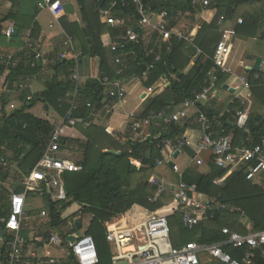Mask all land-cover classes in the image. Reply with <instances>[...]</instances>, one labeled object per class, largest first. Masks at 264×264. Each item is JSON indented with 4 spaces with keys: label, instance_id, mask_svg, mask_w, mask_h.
I'll use <instances>...</instances> for the list:
<instances>
[{
    "label": "trees",
    "instance_id": "1",
    "mask_svg": "<svg viewBox=\"0 0 264 264\" xmlns=\"http://www.w3.org/2000/svg\"><path fill=\"white\" fill-rule=\"evenodd\" d=\"M13 5H18L21 0H10ZM147 9L151 12L168 14L169 29H177L179 19L186 15H195L196 7L193 0H144ZM114 3V5H113ZM82 14V25L78 23L66 24V33L74 40V50L80 51L82 56H90L100 59L101 77H109L114 80L117 77L119 67L115 65L116 56H122L125 68L120 79L136 78L141 81L146 89L152 88L163 76L169 79L170 87L156 98L143 118L151 113L173 112L185 109L189 101H194L199 93L210 84L209 72H220L213 61L215 50L221 40L220 19L223 15L228 20L242 19L243 24L237 25V34L251 28L253 18H248L242 13L244 7L259 5L260 12L264 16V0H213L212 8H218V14L212 23L203 22L201 30L191 44L186 40L172 37L171 40L161 39L157 32L153 33L149 44L144 40L142 29H136L139 16L136 14L134 0H104L101 4L93 1L88 5L86 0H79ZM111 9L117 19H126L121 25H108L100 20L99 9ZM27 18V17H26ZM19 17L17 12L11 11L0 20V39H5L4 29L12 25L15 34L11 38L14 42L23 38V33L35 26L34 17L26 20ZM253 19V20H251ZM129 30L139 34V39L127 46L123 53H113L111 43L116 38L124 37ZM250 35L255 36V30ZM188 34L189 32H185ZM7 39V38H6ZM170 49V51H169ZM17 69L8 70L7 85L12 89L16 80L38 73L39 69L33 70L28 61L32 58L31 51ZM80 57V59L82 58ZM160 61H156L157 58ZM196 62L193 67L186 71L193 59ZM79 65V60L68 58L59 61L55 67L54 77L46 85V90L34 100H28L27 95L22 96L25 104L12 115L4 119L0 127V154L6 156L10 151L13 157L8 160V167L17 164L15 174L11 175L9 169L0 168V230H6V224L1 220L10 214L11 193L4 186L5 182L15 180V193L25 192L22 183L29 177L32 170L45 154L49 141L55 133V126L48 120L36 117L30 112L37 103L44 104L48 109H54L59 116L67 114L70 103L66 95L74 91L76 83L71 79L72 71ZM5 71V66L0 65V75ZM260 78H250L253 94L264 104V74ZM64 75V79H60ZM226 75L219 76L218 85L225 83ZM78 109L72 115L77 120L76 128L86 137L84 157L80 162L83 170L80 173H65L62 177L63 185L67 194L66 200L52 202L48 199V220L46 224H37L38 237L43 239L38 246L43 247L51 238V234L44 229H58L63 231L77 217L90 215L91 223L86 232L93 237L98 249L100 264H112L105 260L103 245L109 243L106 239V224L120 216H126L129 224L134 226L142 222L152 213L168 219L171 229L172 246L182 248L191 243L202 246L224 243L226 237L222 234L224 228L245 234L246 229L240 224L242 214L237 211L220 210L215 218L209 222L187 230L182 223V212L178 209L171 193H165L155 203L149 202L155 197L156 188L150 187L149 183L155 174L166 178L178 185L181 182L179 175L169 166H158V162L171 157L173 151L163 144L166 139H176L183 136L187 128L198 127L197 121L188 120L170 125L162 124L158 130L153 129L152 136L161 133L158 139L150 138L142 141L130 135L127 142L122 145L106 133L105 128L88 123L93 121L92 114L95 106L104 102V87L98 82H87L78 90ZM4 106L7 102L4 101ZM236 103V102H235ZM88 104L91 107H88ZM235 104L229 106L228 112L222 116L215 110V103L199 105L204 115L212 123L218 136H231L235 146H254L264 136V118L258 114H252L247 122L242 123L235 117ZM240 110L242 107L239 108ZM158 133V134H157ZM68 140H62L63 148ZM108 150L121 152L116 156L106 153ZM191 157L196 154L189 148L183 149ZM25 157L21 160V156ZM208 172L197 181V189L201 194L210 198H217L224 205L238 208L254 224L257 231L264 230V188L255 185L246 179L245 171L235 172L218 185V181L226 177L227 170L218 168L211 160L208 162ZM45 183V182H44ZM34 192H28V199L34 197ZM21 235L29 240V230L23 227ZM62 237L64 234L61 232ZM224 251L234 259L244 263L245 249H235L225 245ZM264 251V250H263ZM4 259L7 257L3 250ZM253 262L264 264L262 251L253 252Z\"/></svg>",
    "mask_w": 264,
    "mask_h": 264
},
{
    "label": "built area",
    "instance_id": "2",
    "mask_svg": "<svg viewBox=\"0 0 264 264\" xmlns=\"http://www.w3.org/2000/svg\"><path fill=\"white\" fill-rule=\"evenodd\" d=\"M101 4L104 0H95ZM238 1V0H234ZM136 5V14L139 16L138 27L145 31L147 28H152L153 32H157L161 39L171 40L172 37L191 41L188 36L177 30H171L168 27V14L151 12L147 9L144 0H134ZM213 0H193V6H201L203 10L215 9L212 8ZM41 8L48 10L58 17L63 11L61 0H40ZM100 16L106 20L108 25H115L117 20L113 16L112 10L100 9ZM154 18H158L157 23H152ZM227 17L223 15L220 19V25L227 24ZM243 24V20L239 21ZM15 28L9 27L5 32L7 39H11L15 34ZM234 33V32H233ZM230 35L225 32L221 42L218 44L213 61L215 67L222 73L228 72L226 69L227 57L231 52ZM139 39V34L134 30H129L124 37L116 38L111 43V51L113 53H123L127 50V46ZM72 48V41L68 43ZM27 50L31 51V59L28 65L31 69H44L55 67L59 61H64L68 58L77 59L69 51L64 52L58 58H50L40 50H36L34 44L29 40L26 46ZM170 51V49H169ZM122 56H116L115 65L119 67L117 77L112 80L109 77L99 78L96 82L103 87H114L115 92H111L109 96L118 100H123L126 97V91L119 78L125 68ZM156 61H160L158 57ZM21 60L12 56L0 54V65L5 66V71L0 75V127L4 124V119L7 117L6 110H14L15 104L7 103L4 106L3 94L9 91L7 85L8 70L17 69ZM264 64V62H263ZM76 70L71 79L76 83L74 91L66 95L67 101L70 103V108L66 115L61 119L60 124L55 126V133L49 141L48 148L42 159L35 166L29 177L25 178L22 186L25 188L23 193H13L11 195L10 214L7 218L1 220L6 224V237L8 238L7 249L10 254L5 258V264H100V257L97 245L92 236L86 233L79 236L75 233L77 230V220H83L82 217L75 218L67 228L63 231L51 229L53 234L44 247H61L66 246L68 253L66 258L58 259L50 256H42L37 252H30L27 247L30 241L21 235L23 230V221L25 217V208L28 200V192L37 191L36 183L45 182L46 192L50 195L52 202L66 200L67 194L63 185L62 177L65 173H80L83 168L79 162L63 158V132L67 127L75 126L77 120L73 118L74 112L78 109V90L83 86L82 79ZM216 71H211L208 74L210 84L199 93L194 101H189L185 105V109L174 114L167 112L151 113L147 118L142 120H133L131 128L138 134L142 141L148 140V135L145 134L146 129L153 125L160 126L162 124L170 125L173 123L185 122L188 120H196L200 125L202 136L197 145V157L194 161L197 166H208L209 161L220 168L227 170V175L217 183L221 185L226 178L235 172L245 171L246 179L264 188V136L260 142L254 146H235L231 136H218L208 117L203 114L199 105L209 104L212 98H215V89L217 77ZM239 81L246 88H250V83L245 77H240ZM152 91V88L149 89ZM31 98H29V101ZM88 107H91L88 104ZM194 107L196 112L192 116L188 114V109ZM236 118H240L243 113L238 111L235 113ZM163 144L170 147L173 151L171 157L158 162V166L169 165L173 160L174 154L186 147H190L189 142L181 138L166 139ZM25 154L21 156V160ZM0 162L8 167L9 162L5 156L0 154ZM17 167V164H15ZM150 187L156 188L155 197L149 202L155 203L165 193H171L174 196V201L178 209L182 212V223L187 230H192L196 226L209 222L215 218L216 212L220 210L237 211L242 214L240 224L246 229V233L242 234L237 231H232L229 228H224L222 234L226 237L224 243L214 244L210 246H202L198 243H191L182 248L172 246L171 229L169 221L166 218L159 216L157 213H152L142 222L132 226L126 223L125 226L120 224L118 219H113L106 224V239L107 242L115 247V254L112 256V264H205L202 256L208 255L210 262L217 264H241L239 260L234 259L229 253L225 252V245L232 246L235 249H245L244 263L255 264L253 262V252L262 251L264 257V230L257 231L254 224L245 216L244 212L238 208H232L230 205H224L217 198H210L201 194L196 184L183 182L176 185L158 176H153L149 183ZM59 187L57 193L51 192V188ZM39 191V190H38ZM46 210L41 212V218L48 217ZM246 220V221H245ZM82 229V228H81ZM64 234V238L61 235ZM75 237V241L69 240V237ZM37 240L42 242L43 239ZM34 241V240H32ZM66 244V245H65Z\"/></svg>",
    "mask_w": 264,
    "mask_h": 264
},
{
    "label": "crops",
    "instance_id": "3",
    "mask_svg": "<svg viewBox=\"0 0 264 264\" xmlns=\"http://www.w3.org/2000/svg\"><path fill=\"white\" fill-rule=\"evenodd\" d=\"M93 1L95 0H86V3L88 5H92ZM61 2L63 5V11L58 17H55L48 10V8H41L39 6L40 0H21V2L16 6L13 5V3L10 0H0V20H2L11 11H14L18 13V16L20 18L27 17L26 20L29 17H30L29 20L31 19V17H34L35 24H36L35 26L32 27V29H29V31H26L25 33H23V38L19 40L12 42L11 39L10 40L6 38L0 39V54L6 55V56H12V57H15L16 59L24 61L26 56L28 55L25 52L27 51L26 46L29 40L34 44V47L36 50L42 51L44 54H46L50 58H58L64 52L69 51L70 54L72 55L74 54L77 57V59L75 60H79V65L76 66L75 69L71 72L72 75L77 70L78 71L77 73H79L81 76L83 85H85L87 82H96L97 79L102 78L99 72L100 71V59L99 58L97 59L95 57H90V59H88V61L86 62L85 61L86 56H82V54L78 55V51L72 52L74 50V40L72 37H70L66 33L64 29L66 24L68 25V24L78 23L79 25H82V14H81V7L79 4V0H61ZM244 8L246 9L242 10V13L246 14L248 18L254 19V20L251 19L253 20L251 21L252 30L246 28L243 30L242 34L240 35L237 34V25H239V23H237L236 20H228L225 26H220L221 27L220 29L221 40H222L223 34L227 32L231 36L230 42H231L232 48H231L230 55L227 57L226 69L228 70V72H225V73H222L221 71L218 73L215 72V76L217 77L216 89H215L216 96L215 98H212L209 102V104L215 103V106H216L215 110L218 112V114H220V116H222L223 113L228 112L229 106L234 103L236 105L235 110L237 109L236 112L242 111L243 113V115L240 118H237L238 121L242 123L247 122V120L252 114H258L257 119H260V116L264 118V104L260 100H258V98L254 96L251 84H250V88H246L239 81L240 77H245L248 81H250V78L252 76H254L255 79H259L261 75L260 73L264 74V64H263L264 52L261 50L259 51L257 50V51H254V53H251L252 55L247 53L248 49L252 48L254 43L258 41L264 42V16L260 12L261 7L259 5H254L250 7H244ZM217 14H218V11L215 9H208V10L202 9L201 20L210 24L213 22ZM99 15H100V9H99ZM100 20L102 21V23H106V20L103 19L101 16H100ZM125 21L126 19L117 20V23L115 25H121ZM158 21H159L158 18H154L152 20V23H157ZM198 26L199 25L193 26V28L188 34H186L184 30H182V28H179V27L177 29L175 28L171 30H177V31L182 32L183 34H185L186 36L190 38L191 41L189 42L193 44L201 30V28ZM9 27H13V26L7 25L4 29V32ZM254 27L256 28L255 30L256 35L249 36V34H251V32L254 31L253 30ZM138 29L140 28L138 27ZM148 29L149 28L145 29V31L143 30L145 34L144 40L146 41L147 44L151 42V37H152L150 36V34H147L146 31ZM69 40L72 41V48L69 44H67ZM81 56L82 58L80 59ZM258 58L262 59L261 69H259L260 70L259 72H255L253 68ZM195 62L196 60L192 62L191 68L193 67ZM50 68L39 69L38 73L34 75H31L25 78L21 77L18 80H16L15 83L13 84L12 89L10 88L7 93L3 94V101H6L8 105L15 104L16 99H17L16 94L18 92L22 93L20 94L21 98L23 95H27L28 100L29 98H31V101L38 98V96H40L46 90L47 83L52 80V79H48L49 76L47 78V75H45V71H47ZM51 70L52 71L50 72L53 78L55 71L52 68ZM221 75H226L225 83L222 86H219L218 85L219 76ZM64 78H65L64 75H61L60 79L63 80ZM120 80L123 84V87L125 88L126 96L128 94V88H133L132 89L133 92H138L139 103L131 111L127 112L125 110L126 108L124 107L125 104L127 103L126 97L121 101L115 98H111L109 94L111 92H115L116 89L114 87H108V88L104 87V92H103L104 102L100 106H95L94 112L92 114L93 121L91 123H88L86 125V128H88L92 124V125H95L101 128H105V130L108 132L109 130H111V131L120 133L123 131L125 125L130 123V132H132L134 136L138 138V134L135 131H133L131 128L132 121L142 120L143 114H145V112L149 108L152 99L163 94L165 90L170 87V82L167 77L166 79L161 78L162 82H164V84L166 85V89H162L158 91L157 89L162 88V86L164 85L162 82L158 81V83L155 84V87H152V91H150L149 89H146L142 85L141 81L136 78H127V79H120ZM19 83H22V84L18 85ZM225 85H228L229 88H233L235 91L232 93L230 92L229 89H224ZM219 88H223L224 90L227 91V93L221 95L218 91ZM20 89L22 90L20 91ZM21 102H22V105H20L18 109L22 108L25 104L22 101V99H21ZM209 104L207 105L209 106ZM117 107H123L125 111L126 119H125V122L121 124L118 123L117 121H114V118L112 116V113L116 112L115 109ZM240 107H242L241 110L239 109ZM8 109L6 110V114L7 116H10L12 115L14 110L11 111ZM34 109L43 111L45 117H47V119L45 120H48L50 117L53 118V120H56L55 123L50 121L56 127L60 124V121L63 118L59 116V114L54 109L52 108L48 109L44 104L40 102L37 103V105L32 110H30L32 114H33ZM176 112H178V110H175L172 113L171 112H167V113L174 114ZM195 112H196V109L194 107H190L188 109V114L190 116H192L193 113ZM76 124L75 126L65 128L63 132V139L69 141L68 142L69 147L68 146H67L68 148L66 147L67 144L64 146L62 150L63 151L62 157L69 159V160H71L73 156H76L78 154V153L77 154L75 153L76 151L74 152L75 147L77 148L76 150L78 149L84 150V148H82V145L83 144L85 145L86 143V140H85L86 137L82 136V133L76 128ZM160 126L153 125L152 127H149L148 129H146L145 134H147L148 137L150 138L152 137V138L158 139L159 137L162 136L161 133L153 137L151 132L153 131V129L158 130ZM111 136H114L113 133L111 134ZM201 136H202V132L200 128L198 127L187 128L184 131L182 137L189 142L190 144L189 148L196 155L194 157H191L187 152H184L183 150H181L180 155L177 158L173 157L172 162H174L175 168H172V169L179 175V177L181 178V181L183 182L196 184L197 181L201 178V176L205 175L209 170L207 166L200 168L192 164V162H194L195 157H197V145H198V142ZM5 152H9V151L5 150ZM183 152L192 161L190 162V165L188 164L184 167L183 170H180L178 161L180 160ZM83 157H84V153L81 159H83ZM7 159L9 160L10 158L7 156ZM81 159H79L77 162L80 163L82 161ZM183 163L184 161H182V164ZM15 164H12L11 168L16 169ZM154 176L163 178L159 176L158 174H155ZM163 179L167 180L166 178H163ZM35 186L37 188V191H32L35 193L32 199H36L37 197L44 196L46 194V190H44L46 187L45 183L39 182L38 184L36 183ZM11 190L12 189H9V192L12 195ZM28 201L29 199L27 200V203ZM10 206H11V201H10ZM27 208H28V204L26 205V208H25L26 214H25L24 221H23V227H26L29 230L30 245L36 246L33 244L34 242L32 241L34 239L38 240L37 237H38L39 232L37 230V227L35 226V223H37L38 221H41V219L43 220L44 218H41L40 216L42 211L37 215L35 214L33 215L32 212L31 213L28 212ZM119 218L120 217L115 218V219H118L117 222H119L123 226H125L126 223H129L126 219V216L123 217L124 219L123 218L119 219ZM30 224L32 225V227L30 226ZM82 228H83V220H82ZM35 249L36 248L31 250V248H28L30 252H37L40 255H42L41 254L42 248L40 246H38L36 250ZM42 256H45V255H42ZM207 261L210 262V259L207 258ZM3 264H5V259H3Z\"/></svg>",
    "mask_w": 264,
    "mask_h": 264
},
{
    "label": "rangeland",
    "instance_id": "4",
    "mask_svg": "<svg viewBox=\"0 0 264 264\" xmlns=\"http://www.w3.org/2000/svg\"><path fill=\"white\" fill-rule=\"evenodd\" d=\"M196 9H197V11H196V14L195 15H186V16H184V17H182V18H180L179 19V24H180V27L179 28H182V30H184V32H190L191 31V29L193 28V26H196V25H199L198 27H200L201 25H202V23L204 22V21H202L201 20V11H202V7L201 6H198V7H196ZM201 28V27H200ZM147 34H150V36H152L153 35V29L152 28H149L147 31ZM146 34V35H147ZM259 51V50H261V51H263L264 52V42H260V41H258V42H256V43H254V45H253V47L252 48H250V49H248V51H247V53H249V54H251V53H254V51ZM81 55V52L80 51H78V55ZM252 55V54H251ZM86 60V62L88 61V59H90V56H86V58H85ZM194 60H196V58L195 59H193V62H194ZM246 63V62H245ZM191 66H192V62H191V64H190V66L188 67V70L191 68ZM188 70H186V71H188ZM50 71H52L51 70V68L50 69H48L47 71H45V75H47V78H48V76H49V78L48 79H52V74H51V72ZM49 73H50V75H49ZM160 82H162V80L160 79ZM163 84H164V82H162ZM20 84H22V83H19L18 85H20ZM124 86H125V84H124ZM153 87H155V85L153 86ZM133 88H128V94H127V96H126V101H127V103L125 104V110L127 111V112H129V111H131L138 103H139V99H138V92H133V90H132ZM143 89V88H142ZM157 89V88H156ZM162 89H166V85L164 84L163 86H162V88H159V89H157L158 91H160V90H162ZM22 89H20V91H21ZM218 91H219V93L221 94V95H223V94H225V93H227V91L226 90H224L223 88H219L218 89ZM23 92V91H22ZM139 92H140V90H139ZM20 94H22V93H20V92H18L16 95H17V99H16V105H15V109H14V111L13 112H15L16 110H18V107H20V105H22V102H21V97H20ZM23 102H24V100H22ZM19 102H20V104H19ZM25 103V102H24ZM116 112H114V113H112V116H113V118H114V121H117L118 123H123V122H125V119H126V116H125V111H124V109H123V107H117L116 109ZM10 112V111H9ZM33 114H35L36 115V117H39V118H43V119H47V117H45V115H44V113H43V111H40V110H38V109H34V111H33ZM49 121H51V122H53V123H55V121L56 120H53V118H49L48 119ZM57 122H58V120H57ZM133 122V121H132ZM124 127V126H123ZM108 131H106V133H107ZM113 133V135L114 136H111V134ZM109 132L107 133L108 135H110L112 138H114V140H117L118 142H120L122 145H124L126 142H127V137L128 136H130V135H132L135 139H136V136H134V134L132 133V132H130V123H128V124H126L125 125V127H124V129H123V131L122 132H114V131H111V130H109ZM82 136L84 137V135L82 134ZM81 136V137H82ZM148 139H150V137H148ZM86 140V139H85ZM68 145H66V147H67ZM69 147V146H68ZM67 147V148H68ZM77 148L75 147V150H74V152L77 154L76 156H73L72 158H71V160H75V161H78L79 159H81L82 158V155H83V153H84V150L83 149H78V150H76ZM61 155H62V153H61ZM7 156L11 159L12 157H13V154L9 151L8 153H7V155L5 156V158H7ZM82 160V159H81ZM182 161H184V163H186V164H182ZM187 161V162H186ZM192 160L191 159H189L188 157H187V155L183 152L182 153V156H181V158H180V160L178 161V165H179V168H180V170H183L184 169V167L186 166V165H190V162H191ZM192 164H194L195 166H197L196 165V163H195V161L194 162H192ZM6 167V166H5ZM4 167V165L0 162V168H4V169H9V168H5ZM12 167V166H11ZM197 167H199V166H197ZM202 167H205V166H202ZM202 167H200V168H202ZM10 170V173H11V175H13V174H15V168H11V169H9ZM16 185V182H15V180H9V181H7V182H5V184H4V186L7 188V190H9V189H12L11 190V192H12V194L13 193H15V186ZM58 189H59V187H55V188H51V192H53V193H57L58 192ZM48 194V193H47ZM47 203H48V199H47V196L46 195H44V196H39V197H37L36 199H29V201H28V208H27V210H28V212L29 213H33V215L35 214V215H37V214H39L41 211H43L45 208V210L47 211V212H49L48 211V209H47ZM82 217V219H83V228L82 229H80V230H76L75 231V233L77 234V235H79V236H82V235H84V233L87 231V229L89 228V225H90V223H91V216L90 215H86V216H81ZM124 216H120V218L119 219H122ZM124 219V218H123ZM126 219H127V221L129 222V220H128V218L126 217ZM47 220H48V217H46V218H44L43 220L41 219V221H38L37 222V224H46L47 223ZM30 226L32 227V225L30 224ZM30 228V227H29ZM31 229V228H30ZM46 231H48L50 234H51V236H52V234H53V231H51V230H47V229H44L43 230V232H46ZM38 232H39V230H38ZM37 234V233H36ZM39 234V233H38ZM39 240H41L39 237H37ZM34 243V245H36V246H32V245H29V247L28 248H31V250L32 249H34V248H36L37 249V247H38V244H39V242L40 241H37L36 239H34V241H33ZM66 245V244H65ZM32 247H34V248H32ZM44 247V246H43ZM103 247V253H104V258H105V260L107 261V260H109V257H110V254H111V257L115 254V247H113V245H111V244H109L108 246H107V243L105 244V245H103L102 246ZM8 247H7V244L6 243H4V242H2L1 241V239H0V264H3V259H4V257H3V250H6V252H7V257L10 255L9 253H8V249H7ZM42 248V247H41ZM35 249V250H36ZM68 253V248H66V246L64 247V246H62V248L61 247H53V246H51V247H47V248H42V251H41V254L42 255H45V256H51V257H53V258H58V259H62V258H66V254ZM207 258L209 259V256L208 255H203L202 256V259H203V262L205 263V264H217L216 262H213V263H211V262H208L207 261ZM207 261V262H206Z\"/></svg>",
    "mask_w": 264,
    "mask_h": 264
},
{
    "label": "water",
    "instance_id": "5",
    "mask_svg": "<svg viewBox=\"0 0 264 264\" xmlns=\"http://www.w3.org/2000/svg\"><path fill=\"white\" fill-rule=\"evenodd\" d=\"M136 28L138 29V25L136 26ZM261 64H262V59H261V58H258L257 61H256V63H255V65H254L253 70H254L255 72H259V71H260L259 69H261ZM162 78H163V79H166V76H163ZM224 89H229L230 92H232V93L235 91L233 88H229L228 85H225V86H224ZM106 153H109V154H112V155H116V156H120V155H122L121 152H116V151H114V150H108V151H106ZM179 155H180V151H177V152L175 153L174 157L177 158ZM169 166H170L171 168H175V164H174V162L171 161V162L169 163ZM76 225H77V229L80 230V229L82 228V221H81V220H77ZM0 238L2 239V241H3L4 243H7V242H8V238L6 237V233H5L4 230H1V231H0ZM75 239H76V238L73 237V236L69 237V240L72 241V242H74Z\"/></svg>",
    "mask_w": 264,
    "mask_h": 264
},
{
    "label": "bare ground",
    "instance_id": "6",
    "mask_svg": "<svg viewBox=\"0 0 264 264\" xmlns=\"http://www.w3.org/2000/svg\"><path fill=\"white\" fill-rule=\"evenodd\" d=\"M121 222V221H120Z\"/></svg>",
    "mask_w": 264,
    "mask_h": 264
}]
</instances>
